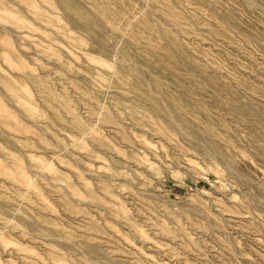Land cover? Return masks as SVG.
I'll use <instances>...</instances> for the list:
<instances>
[{
  "label": "rangeland",
  "instance_id": "obj_1",
  "mask_svg": "<svg viewBox=\"0 0 264 264\" xmlns=\"http://www.w3.org/2000/svg\"><path fill=\"white\" fill-rule=\"evenodd\" d=\"M0 264H264V0H0Z\"/></svg>",
  "mask_w": 264,
  "mask_h": 264
}]
</instances>
